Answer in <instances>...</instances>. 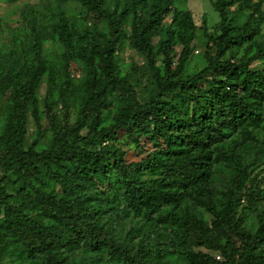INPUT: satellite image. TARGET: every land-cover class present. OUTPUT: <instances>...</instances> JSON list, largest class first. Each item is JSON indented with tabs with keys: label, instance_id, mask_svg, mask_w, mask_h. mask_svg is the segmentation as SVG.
I'll return each instance as SVG.
<instances>
[{
	"label": "trees",
	"instance_id": "1",
	"mask_svg": "<svg viewBox=\"0 0 264 264\" xmlns=\"http://www.w3.org/2000/svg\"><path fill=\"white\" fill-rule=\"evenodd\" d=\"M69 1L28 5L0 47V264H264V0H211L191 74L176 0H75L77 22Z\"/></svg>",
	"mask_w": 264,
	"mask_h": 264
},
{
	"label": "rangeland",
	"instance_id": "2",
	"mask_svg": "<svg viewBox=\"0 0 264 264\" xmlns=\"http://www.w3.org/2000/svg\"><path fill=\"white\" fill-rule=\"evenodd\" d=\"M48 1L49 0H21L17 3H9L5 0H0V47H3L4 43L11 41L15 36L23 38V35L27 30V26L24 23L25 17L23 15V12L25 11V9H28V5H37L40 3L45 4ZM175 5L177 8H181L182 10H190L194 15V19L197 23V26L199 27V37L197 38L194 44L193 55L187 67V73L191 74L201 70L205 66V51H214L209 47L211 45L208 46L207 41L202 36L201 28L203 26V16L206 15L208 30L212 34L220 32V16L213 7L211 0H176ZM64 8L72 21L77 22L82 19L80 14L83 11V8L75 0H70L68 3L64 4ZM248 13L249 10H246L245 15H247ZM155 45L157 46V41H155ZM48 52L54 58H59L61 56L54 46L50 48ZM120 55L121 60L124 64L128 66L135 65L139 68L138 71L132 72L131 74L133 78H135V80H138L140 84V87H137L139 93L146 92V87L147 85H150V82L148 74H145L144 69L142 67L145 63L142 56H140L138 53L135 52V50L128 46L124 49V51L121 52ZM77 75L79 74L77 73ZM45 88L46 85L45 83H43L40 87L41 95L44 94ZM260 136L264 143V130L261 132ZM132 156L135 159L139 158L136 156L135 152L132 153ZM258 178L260 179L261 187L264 190V168L260 171ZM251 216L255 217V215L253 214H250V217ZM252 220L253 217H251L250 221ZM132 225L133 222L130 218L124 219V221L119 224L120 240L124 239L127 232L131 229ZM4 264L11 263L7 260ZM160 264H184V262L182 260L174 261V259H165L160 262Z\"/></svg>",
	"mask_w": 264,
	"mask_h": 264
}]
</instances>
